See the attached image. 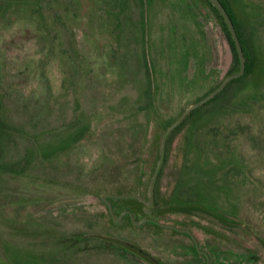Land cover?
Wrapping results in <instances>:
<instances>
[{
	"label": "rangeland",
	"instance_id": "1",
	"mask_svg": "<svg viewBox=\"0 0 264 264\" xmlns=\"http://www.w3.org/2000/svg\"><path fill=\"white\" fill-rule=\"evenodd\" d=\"M225 2L247 72L171 131L157 196L140 211L197 235L201 224L225 229L264 264L253 234L264 239V0ZM220 24L205 0H14L0 15V264L114 263L113 250L88 236L151 245L167 235L112 222L98 196L148 195L165 128L230 68ZM33 189L34 214L60 227L64 243L9 221L11 204ZM126 201L136 203L120 200L116 212ZM72 233L76 245L67 244Z\"/></svg>",
	"mask_w": 264,
	"mask_h": 264
},
{
	"label": "flooded vegetation",
	"instance_id": "2",
	"mask_svg": "<svg viewBox=\"0 0 264 264\" xmlns=\"http://www.w3.org/2000/svg\"><path fill=\"white\" fill-rule=\"evenodd\" d=\"M20 1L25 2L27 0H20ZM12 2H14V0H0V15H2V13H4L5 15H8L10 13L12 9ZM227 44L229 46L232 55V60H231L230 68L227 71L226 77L236 73L239 69V62H238V69L234 71L235 70L234 55L231 46L229 44V41L227 42ZM244 70H245V66H244ZM159 173H160V169L158 171L157 179H155V183H154L152 204L154 203V198L157 196V192H158L157 180L159 177ZM31 192H32L31 195L28 194L29 198H27V196L25 198L24 196H21L11 204L12 206L10 208L11 209L10 212L12 213V215L9 221L12 224H20L25 226L26 228H28L29 234L33 238H40L45 243L47 242L48 239L54 240L57 244L58 242L64 243V241H62L64 238L63 232L59 230L60 227L50 224L43 215L34 214L35 211H37L35 205L41 202V199L35 197L36 195L33 193L36 191L34 189L31 190ZM106 193H113V192H106ZM103 194L104 193L98 196V202L107 211L106 214L108 215V217L112 222L116 223L120 220H125L135 228L141 227L142 224L149 223L154 227L153 228L154 230L168 231L167 235L159 234V232L155 233L156 237H154V241L156 242V244L153 243L151 245L149 244L140 245L131 238H124V237L120 238L111 235L96 236V234H91L92 236H88L87 241H90L93 245L96 246L99 245L105 249L107 248L112 249L114 256L117 257V258L113 256L110 257V260L112 259L114 263L108 261L106 264H259L260 257L257 255V251H254V249H251L249 247L244 248L245 251H238L236 249V244L232 240H230L231 238L228 237L229 231L226 233L224 232L225 229L222 230L214 229L212 227L204 226L201 224L200 228H201V234H203L204 237L203 238L201 234L197 235L196 234L197 232L195 230H193L188 226H185L181 222L167 223V221H163L162 220L163 217L161 216L162 214H157L154 216L142 215L140 211L141 204L144 206H152V204L147 205L144 201L132 197L115 198V197L105 196L102 199L101 196ZM132 194H137V193H132ZM141 196H143V198H145L146 200L149 199L150 197L149 185H148V195L147 196L141 195ZM123 199L125 200L132 199L133 201L135 200L136 203L132 201H126V204L123 205L118 212H116V208L118 206L117 202ZM42 200L45 202L49 201L48 198L46 200L45 199ZM33 202L36 203L34 204ZM108 204L111 206V210L113 212L112 214H110L111 212L109 210ZM176 206H178L177 203ZM80 209H81L80 206L71 208V210L73 211L76 210L80 211ZM67 210L69 209L60 208L57 210V212L58 213L61 212L63 214ZM178 212L180 213L184 211L176 207L173 213H178ZM50 213L53 214V212ZM120 214L122 215L119 217ZM184 214L187 215L190 213L184 212ZM142 218H149L152 221L145 220L140 224L134 223ZM114 219L117 220L115 221ZM222 222L224 221L222 220L221 223ZM233 224H236V222H233ZM253 234L256 237V239L260 242V244L264 247V239L258 237V234L254 232ZM79 241L80 238L78 234L72 233V238L67 240V244L72 243L73 245H76Z\"/></svg>",
	"mask_w": 264,
	"mask_h": 264
},
{
	"label": "water",
	"instance_id": "3",
	"mask_svg": "<svg viewBox=\"0 0 264 264\" xmlns=\"http://www.w3.org/2000/svg\"><path fill=\"white\" fill-rule=\"evenodd\" d=\"M208 2L215 8V10L219 13V15L222 17L225 27L227 28L232 40H233V44L234 47L236 49L237 55H238V62H239V69L236 73L226 77L224 80L221 81V83L219 84V86L213 90L210 94H207L204 97H201L199 100H197L196 102H194L193 104H191L190 106L186 107L184 110L181 111V113L179 114V116L168 126L165 128L163 134H162V138H161V145H160V151H159V159L158 162H156V166L152 175V178L150 179L149 182V194L150 197L148 200H146L145 198H143V196L139 195V194H132V193H128V194H115V193H104L101 197L102 199L105 196H110V197H115V198H136L139 199L141 201H144L147 205H151L152 204V197H153V191H154V183H155V179H157V175H158V171L160 169V166L162 164V162L164 161V156H165V145H166V141H167V136L168 134L171 133V131L177 127L185 118L186 115H188L192 110H194L195 108L201 106L202 104L208 102L212 97L216 96L217 94H219L222 89L225 88V86L227 85L228 82H230L231 80L240 77L243 75L244 73V56L241 50V46L239 44V39L238 36L236 34V31L233 27V23L230 19V17L228 16L227 12L225 11V8L223 6V4L219 1V0H208ZM109 210H110V214H112V210H111V206L108 204ZM123 214V213H122ZM120 214L119 217L122 215ZM131 215V214H130ZM118 219V218H117ZM117 219H114L115 221ZM145 220H151L149 218H142L137 222H134L135 224H140L141 222L145 221ZM152 221V220H151Z\"/></svg>",
	"mask_w": 264,
	"mask_h": 264
},
{
	"label": "trees",
	"instance_id": "4",
	"mask_svg": "<svg viewBox=\"0 0 264 264\" xmlns=\"http://www.w3.org/2000/svg\"><path fill=\"white\" fill-rule=\"evenodd\" d=\"M206 2H207V4L209 5V8L213 11V13L216 15V17L219 19V21H220V25H221V27H222V29L224 30V33H225V35H226V37H227V39H228V41H229V44H230V46H231V49H232V52H233V55H234V62H235V70L234 71H236L237 69H238V55H237V52H236V50H235V48H234V46H233V40H232V38H231V36H230V34H229V32H228V30H227V28L225 27V24H224V21H223V19H222V17L219 15V13L215 10V8L208 2V0H205ZM222 4H223V6H224V8H225V11L227 12V14H228V16L230 17V19H231V21H232V23H233V27H234V29H235V31H236V34H237V36H238V39H239V43H240V46H241V50H242V53H243V56H244V64H245V72H247V69H248V61L249 60H251L250 59V57H249V54L247 53V51H246V49H245V47H244V42L242 41V38H241V35H240V33H239V31H238V29H237V23H236V20H235V18L233 17V15L231 14V11H230V9H229V5L225 2V0H219ZM241 77H238V78H236V79H234V80H232V81H235V80H239ZM242 78H244V76L242 77ZM221 93H222V91H221ZM221 93H219V94H217L216 96H214V97H212L208 102H206L205 104H207V103H209L210 101H212V100H214L215 99V97H217L218 95H220ZM203 105V104H202ZM201 106H199V107H197V108H195L194 110H192L188 115H186V117H188V116H190V115H192V113H194L196 110H198L199 108H200ZM186 117L183 119V121L179 124V126L178 127H176L173 131H175L177 128H180L181 126H182V124L184 123V121H185V119H186ZM172 131V132H173ZM171 132V133H172ZM170 133V134H171ZM169 135V134H168ZM168 136H167V142H168ZM164 160H165V156H164ZM183 178H185V179H187L186 177H188L189 176V172L188 171H184L183 172V174L181 175ZM181 181V180H180ZM191 181H194V182H200V183H203V180H191ZM180 184V185H179ZM181 185H183V184H181V182H179L178 183V187L179 186H181ZM202 186V185H201ZM177 204H179V202L177 201ZM180 205V206H179ZM178 206L179 207H185V209H191V208H198L197 206H194L192 203H189V204H187V203H185V202H182V203H180ZM201 208V207H200ZM216 215H217V217H219V219H222V220H224L223 218L224 217H222V215L221 214H219V213H216Z\"/></svg>",
	"mask_w": 264,
	"mask_h": 264
}]
</instances>
